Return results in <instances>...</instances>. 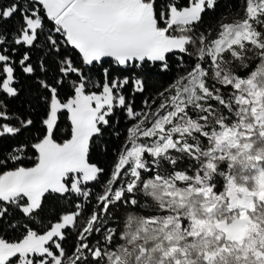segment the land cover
Instances as JSON below:
<instances>
[{"label":"snow or ice","instance_id":"1","mask_svg":"<svg viewBox=\"0 0 264 264\" xmlns=\"http://www.w3.org/2000/svg\"><path fill=\"white\" fill-rule=\"evenodd\" d=\"M218 2H0V230L23 233L0 264H264V0L209 21ZM149 64L173 73L154 94Z\"/></svg>","mask_w":264,"mask_h":264},{"label":"trees","instance_id":"2","mask_svg":"<svg viewBox=\"0 0 264 264\" xmlns=\"http://www.w3.org/2000/svg\"><path fill=\"white\" fill-rule=\"evenodd\" d=\"M0 2H3L4 4L10 3L11 0H0ZM160 3H166L167 0H159ZM238 8V0H219L218 5L216 7L215 12H209L207 14V17L209 21H211L213 18L219 17L221 14L224 13H231L235 11ZM17 22H14L12 25H8L10 28H14L16 26ZM23 49L17 53L18 56L22 55ZM78 55V54H77ZM173 65L176 63L175 59L170 62ZM140 69H137V72H139ZM143 71L146 73L148 77V82H149V92L154 94L157 90L162 89L164 86H166L168 83L171 82L173 78V73L169 72L167 74H161L159 72L158 67L153 66L151 64L147 65ZM21 76V82H22V87L25 89V95L22 97L20 101L16 102L15 107L17 108H26L27 106L24 104L25 100L29 99L28 92L31 89L32 85L34 84L33 80H30L27 76L24 74H20ZM143 99L142 96L139 94L136 95L135 97V104L137 108H139L141 104V100ZM33 115H35V112H33ZM113 120V127L109 128L106 132L105 135L101 138L96 140L94 150H90L89 153V162L90 163H95L98 166H101L105 169V177L104 179H107V175L110 172L113 162L115 160V156L117 153V150L119 149L124 136L122 135L119 139L113 134L114 131H121L122 133L125 132L129 124L131 123L128 121L126 123L125 120V115L123 112H117L115 116L112 118ZM119 121L117 124L116 122ZM70 122L67 118V115L65 114L60 122V133L58 136V139L62 142L63 139L68 137V129H69ZM40 125L37 124L36 128L33 129L32 133L29 135L36 137L39 136V129ZM105 148L109 149L108 151H105ZM31 155V154H29ZM35 163V158L34 156L31 159L26 158L23 161V166L30 167L34 166ZM11 162L8 165V168L14 167ZM8 168L4 170H8ZM222 181L219 178L217 181ZM101 190V185H97L95 188V191L99 192ZM53 208L55 207L54 205L52 206ZM126 210L125 209H120L116 212V216L119 218H123L125 215ZM23 233L19 230H13L10 228H4L0 230V236H3V238L13 241L17 239L22 238ZM76 235L77 233L72 232L68 235L67 239L64 243V247L68 253H71V251L74 248V245L76 243Z\"/></svg>","mask_w":264,"mask_h":264},{"label":"rangeland","instance_id":"3","mask_svg":"<svg viewBox=\"0 0 264 264\" xmlns=\"http://www.w3.org/2000/svg\"><path fill=\"white\" fill-rule=\"evenodd\" d=\"M217 185H218V190L222 188L223 185V181H217Z\"/></svg>","mask_w":264,"mask_h":264}]
</instances>
